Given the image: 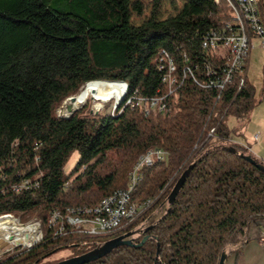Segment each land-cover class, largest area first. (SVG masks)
Wrapping results in <instances>:
<instances>
[{
	"label": "trees",
	"instance_id": "1",
	"mask_svg": "<svg viewBox=\"0 0 264 264\" xmlns=\"http://www.w3.org/2000/svg\"><path fill=\"white\" fill-rule=\"evenodd\" d=\"M164 1L0 0V214L37 217L43 232L29 246L4 251L0 264H41L80 238L58 235L48 222L51 211L93 208L127 185L138 158L153 146L167 150V158L141 167L132 200L155 199L130 229L166 200L189 167L173 202L132 238L138 243L145 235L142 243L74 264H218L226 247L236 264L250 228L264 227V169L232 145L227 123L229 115L246 117L256 102L248 59L221 90L207 85L226 62L203 48L202 38L230 18L226 1L168 0L166 14ZM259 8L264 17V0ZM161 49L176 76L170 87L162 79ZM96 80L126 81L125 97L162 93L167 108L145 112L120 100L94 113L84 111L86 102L66 115L56 112Z\"/></svg>",
	"mask_w": 264,
	"mask_h": 264
},
{
	"label": "built area",
	"instance_id": "2",
	"mask_svg": "<svg viewBox=\"0 0 264 264\" xmlns=\"http://www.w3.org/2000/svg\"><path fill=\"white\" fill-rule=\"evenodd\" d=\"M225 1L229 8L230 18L221 27L207 30L201 43L203 48L218 55L225 56L226 63L222 67L223 73L221 77L211 79L207 83V85L217 86L220 90L230 81L232 72L244 63V59H247L252 37L260 36L263 38L264 43V17L260 13L259 0ZM158 61L160 66L165 67L162 79L170 87L171 83L175 81L176 76L172 68V60H170L165 49H161ZM206 70L209 72L208 65ZM124 93L113 107L120 100H124V104L126 105L142 106L145 112L150 110L164 111L167 108L164 99L165 95L162 93H157L149 97L142 96L137 92L125 97ZM66 114L64 113V115ZM20 141H13L12 146L17 148ZM167 153V150L161 147L153 146L148 148L138 158L137 168L132 173L131 178L128 179L127 185L117 195L110 198H100L96 203L91 204L94 206V213H81V205L80 213H64L62 210L51 211L48 219L49 225L53 229H58V235L73 234V238L97 236L109 232H122L130 229L138 216L155 199L154 197H149L145 203L127 206V199H132L131 192L134 189V178L140 167L150 164L155 160H166ZM5 218L9 219V223L11 224L21 225L19 224L20 220L18 215L10 212L0 214V219ZM33 224L36 229L28 233L29 240L22 239L6 250L16 245L29 246L41 239L43 232L39 219L33 223L21 226L28 227ZM259 231L257 241L260 245L264 246V227H261Z\"/></svg>",
	"mask_w": 264,
	"mask_h": 264
},
{
	"label": "rangeland",
	"instance_id": "3",
	"mask_svg": "<svg viewBox=\"0 0 264 264\" xmlns=\"http://www.w3.org/2000/svg\"><path fill=\"white\" fill-rule=\"evenodd\" d=\"M178 4H182L183 0H177ZM163 7L165 9V14L171 10L169 6L168 0H165L163 3ZM136 20H138L136 18ZM250 48L248 51L247 57V68H246V76L247 80L253 84L255 90V98L256 102L252 106L248 115L243 118H237L233 115L227 116V123L230 128L229 139L232 142V145L236 147L238 151L241 153L251 155L256 157L257 159L264 162V43L263 38L260 36H254L251 39ZM86 84V83H85ZM85 84L81 87L80 91L76 94H73L75 97L77 94L81 92V90L85 87ZM71 96V95H70ZM261 98V99H260ZM96 98H88L85 102L87 106L84 111H87L91 108L92 112L103 111L111 109V106L114 105L115 101L110 99L109 101H105L103 99L95 100ZM120 99V98H119ZM118 99V100H119ZM260 99V100H259ZM102 100V101H100ZM83 102V103H85ZM80 103L75 107L71 106L70 97H66L62 104L56 108V112L60 114L68 113L70 110L83 105ZM71 107V108H70ZM99 108V109H97ZM97 109V111H94ZM228 143V142H227ZM78 152L75 150L70 155L68 161L66 162L64 168L66 171L70 170L73 166L75 160L77 159ZM168 206L167 199L163 200L162 203L157 205L152 213L145 220L136 224L133 228V237H136L141 234V227H145L151 223H153L157 218L163 213L165 208ZM37 217H33L27 220H23L19 217V224L26 225L28 223H33L37 220ZM2 220V219H0ZM13 225L10 224V227ZM255 227V226H253ZM132 229V228H131ZM257 236L259 234V228H257ZM45 230V229H44ZM115 234L112 235H103V236H95V237H80L73 239L66 244H62L48 255L42 257L41 264H51L62 259H66L71 255L77 254L80 250L87 249L94 242L103 241L108 238L114 237ZM18 241L8 240L6 243L0 245V255L7 248L15 245ZM2 251V252H1ZM232 254L228 255L225 259L224 264H235L232 262Z\"/></svg>",
	"mask_w": 264,
	"mask_h": 264
},
{
	"label": "bare ground",
	"instance_id": "4",
	"mask_svg": "<svg viewBox=\"0 0 264 264\" xmlns=\"http://www.w3.org/2000/svg\"><path fill=\"white\" fill-rule=\"evenodd\" d=\"M124 91H125V83L123 81L118 82V81L96 80L90 83L87 82L85 84V87L81 90V92L72 98L71 106L75 107L76 105L85 102L90 97L93 99L96 98L98 100L101 98L105 101H109L110 99L115 98L118 101V99L123 95ZM137 164L138 162L133 167V170L131 171L130 174V178L134 170L137 168ZM139 171L134 178V187L139 178ZM121 190H117L105 198H110L114 195H117L118 192H120ZM146 201L141 203H145ZM135 204H140V203H135L133 202L132 199H127V206H135ZM64 213H80V208L77 209L71 208L69 210H66ZM81 213H94V207L81 208ZM10 224L11 223H9V219L7 218L0 220V245L6 243V241L10 239L15 241H20L22 239L29 240L30 237L28 233L36 229L34 224L28 227H22L21 225H17V224H12L13 226L10 227ZM55 232L58 233V229H56Z\"/></svg>",
	"mask_w": 264,
	"mask_h": 264
},
{
	"label": "water",
	"instance_id": "5",
	"mask_svg": "<svg viewBox=\"0 0 264 264\" xmlns=\"http://www.w3.org/2000/svg\"><path fill=\"white\" fill-rule=\"evenodd\" d=\"M123 82L125 83V89H126L127 83H126V81H123ZM73 96L74 95L69 96L70 100H72ZM114 101H115L114 103L117 102L116 99H114ZM97 109H99V108H97ZM97 109H95L94 111H97ZM241 155L244 156L245 158H247L252 163H255V165H257L260 168L264 169V164L262 162H260L256 157L251 156V155H247V154H244V153H241ZM188 171H189V167L186 170H184L180 174V176L177 178V180L175 181L173 187L171 188V190L168 193L167 198H166L168 203L173 202L178 190L180 189L182 183L185 180V177H186ZM132 234H133V230L126 231V232H124V233H122L120 235H117L115 237H112V238H109V239H106V240L102 241L100 244L92 247L89 250H86V251H84L82 253H79V254H76V255H71V256L67 257L66 259H62L60 261H57V262L51 263V264H74V263H78V262L85 261V260H91V259H94V258L102 256L107 251H109L110 249H112V248H114V247H116V246H118L120 244H140L146 238V236L144 235L139 240L138 243H135L132 240V238H133ZM227 248H229V251H230V247H226V249H224L221 252L219 260H218V264H224V261H225V259L227 257V254H228Z\"/></svg>",
	"mask_w": 264,
	"mask_h": 264
},
{
	"label": "crops",
	"instance_id": "6",
	"mask_svg": "<svg viewBox=\"0 0 264 264\" xmlns=\"http://www.w3.org/2000/svg\"><path fill=\"white\" fill-rule=\"evenodd\" d=\"M257 230L256 227L250 228L248 242L242 247L236 264H264V246L257 241ZM227 250L229 252V248ZM232 260L234 262L235 253H232Z\"/></svg>",
	"mask_w": 264,
	"mask_h": 264
},
{
	"label": "flooded vegetation",
	"instance_id": "7",
	"mask_svg": "<svg viewBox=\"0 0 264 264\" xmlns=\"http://www.w3.org/2000/svg\"><path fill=\"white\" fill-rule=\"evenodd\" d=\"M130 230H134V228H132V229H130ZM144 230H145V227H141V233H142ZM232 253H235V252H232ZM232 253H230V254H232ZM230 254H228V255H230ZM228 255H227V257H228ZM235 257H236V254H235ZM234 262H235V260H234Z\"/></svg>",
	"mask_w": 264,
	"mask_h": 264
}]
</instances>
